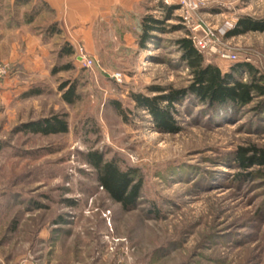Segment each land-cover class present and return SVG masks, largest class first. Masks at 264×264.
I'll return each mask as SVG.
<instances>
[{"label":"rangeland","instance_id":"374dc122","mask_svg":"<svg viewBox=\"0 0 264 264\" xmlns=\"http://www.w3.org/2000/svg\"><path fill=\"white\" fill-rule=\"evenodd\" d=\"M199 1L194 21L238 56L230 63L205 55L207 61L224 72L249 63L264 75V32L226 37L239 18H264V0ZM81 2L85 0H70V5ZM160 3L143 0L136 13L161 19ZM111 5L104 12L117 9ZM174 7L165 31L154 33L141 49L135 21L134 42L129 43L115 30L128 22L104 20L101 7L70 24L66 0L59 5L0 0V24L20 32L22 49L37 38L48 52L47 73L31 85L44 94L0 103V264H264V167H253L252 178L240 182L236 176L244 171L235 163L239 148L264 149V112L256 110L258 100L218 113L177 104L182 130L171 134L160 133L151 114L136 109L131 99L132 94L155 96L156 87L176 90L191 84L176 45L190 31L183 12ZM92 26L99 64L86 68L79 60L80 47L85 50L79 30ZM52 27L61 33L50 36ZM67 44H75V54L60 57ZM66 64L73 70L51 75L53 67ZM117 72L121 81L113 78ZM73 82L80 101L69 105L59 88ZM60 113L69 115V133L45 137L16 131L21 124ZM90 149L122 157L142 171L135 210H124L98 186L84 159Z\"/></svg>","mask_w":264,"mask_h":264},{"label":"trees","instance_id":"16d2710c","mask_svg":"<svg viewBox=\"0 0 264 264\" xmlns=\"http://www.w3.org/2000/svg\"><path fill=\"white\" fill-rule=\"evenodd\" d=\"M44 2V1H43ZM46 3V2H45ZM160 10L164 17L156 19L152 15H144L140 18L137 13H132L135 19V34L139 47L145 49L148 43L154 40L153 34L165 31L163 26L165 21L173 18L175 7H167L160 3ZM140 18V19H139ZM248 32H264V18L256 19L250 16L241 17L232 31L226 34L227 38L245 35ZM61 33V30H49V35L54 36ZM180 61L191 75V84L188 88L172 89L156 87L155 96H145L142 94H132L131 99L136 103V109L144 110L151 114L156 129L162 133L177 134L182 130L176 120L179 113L176 105L186 107L202 106L208 108L213 113H218L220 109L231 107L243 108L258 100L256 110L264 112V75L251 64L236 63L233 67L224 72L221 67L208 62L206 56L199 53L190 38H180L176 41ZM76 52L75 46L67 44L59 52L60 57H71ZM74 65H58L52 68L51 75L57 76L62 71L73 70ZM247 77V81L243 80ZM62 92L61 98L69 105H74L80 101L78 85L76 82L63 83L59 88ZM45 90L40 87H31L21 97L40 96ZM114 108L127 119L119 102L113 101ZM69 115L65 113L53 114L45 119L31 121L18 126L16 131L25 134H36L42 136L60 135L69 133ZM3 146L0 143V150ZM86 165L92 168L96 175V182L102 190L108 194L109 198L122 206L126 211L135 210L143 189L144 176L138 167L127 164L122 157H107V152L99 149H90L84 154ZM236 168L244 171L238 173L237 179L240 182L248 181L253 173L249 172L253 167H264V149L256 146L250 148H239L235 156ZM157 216H160L156 209Z\"/></svg>","mask_w":264,"mask_h":264},{"label":"crops","instance_id":"0c3cea01","mask_svg":"<svg viewBox=\"0 0 264 264\" xmlns=\"http://www.w3.org/2000/svg\"><path fill=\"white\" fill-rule=\"evenodd\" d=\"M42 1L48 4L54 3L55 5H59L62 2V0ZM142 1L143 0H129L128 3H125L124 0H85V2H81V4L71 6L70 0H66V8L71 24V22L73 23V19L77 20L80 14H82L83 17L91 14L90 9L92 7H101L100 11L102 12L101 15L104 20L108 22H128L125 28L115 27V30L118 32L117 35H119L120 38H124V40L130 43L131 40L134 42L132 30L135 29L132 24L133 21H135L132 13L137 12L136 10L139 5L142 4ZM109 4L115 5L117 9H115V11L104 12L102 8ZM96 33L97 30L93 26L90 29L86 28L84 31L82 29L79 30V35L80 37L82 36V40L85 43L84 48L86 55L95 58L96 45L94 41L96 39ZM17 34L20 36V32H16L15 30L8 31L0 24V62L9 63L12 65L13 69L17 70L12 76L0 83L1 104H10L16 99H18L17 101L21 100V96L30 90L34 82H37L32 79L40 77L44 72L47 73V71H45L48 58L46 47L42 45L37 38H31L28 41V47L23 50L22 41L21 39L17 40ZM71 37L72 40L75 41L74 36L72 35ZM78 46L80 47L81 45L79 44Z\"/></svg>","mask_w":264,"mask_h":264},{"label":"built area","instance_id":"2783aa9c","mask_svg":"<svg viewBox=\"0 0 264 264\" xmlns=\"http://www.w3.org/2000/svg\"><path fill=\"white\" fill-rule=\"evenodd\" d=\"M165 6L173 7L179 6V9L183 12L184 24L189 27V37L196 50L208 57H217L230 63L236 62L238 56L236 53L225 51L221 48L219 38L215 33L204 27V25L194 21V14L201 10V2L199 0H161ZM79 60L85 67L92 68L98 63L97 58L86 55L85 50L80 47ZM13 74V69L8 63H0V83ZM113 78L116 81H121L122 73L117 72L113 74Z\"/></svg>","mask_w":264,"mask_h":264}]
</instances>
